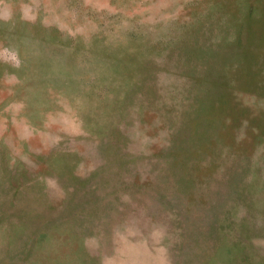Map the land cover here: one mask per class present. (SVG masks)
Returning a JSON list of instances; mask_svg holds the SVG:
<instances>
[{
	"label": "rangeland",
	"instance_id": "374dc122",
	"mask_svg": "<svg viewBox=\"0 0 264 264\" xmlns=\"http://www.w3.org/2000/svg\"><path fill=\"white\" fill-rule=\"evenodd\" d=\"M0 264H264V0H0Z\"/></svg>",
	"mask_w": 264,
	"mask_h": 264
}]
</instances>
